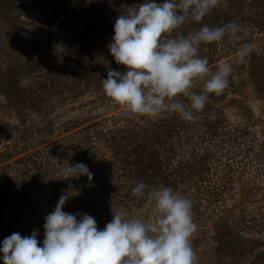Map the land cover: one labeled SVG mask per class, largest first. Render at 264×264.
<instances>
[{
  "label": "rangeland",
  "instance_id": "obj_1",
  "mask_svg": "<svg viewBox=\"0 0 264 264\" xmlns=\"http://www.w3.org/2000/svg\"><path fill=\"white\" fill-rule=\"evenodd\" d=\"M142 2L0 0V177H19L23 165L17 161L28 153L38 155L37 150L56 154L60 157L57 158L59 167H67V157L62 150L65 141L77 145L82 137L95 135L94 129L84 130L91 123H105L97 129H114L111 120L123 126L126 123H116L117 118L127 120L134 115L108 98L103 85L95 86L88 80L96 77V71L102 68L100 59L104 62L102 58H114L108 45L114 35L116 18L128 7H139ZM230 22L241 26V39L226 36L219 42L201 45L199 52L202 57L214 59L208 64L211 72L221 63L232 62L229 86L219 96L211 94L203 111L198 112L190 124L220 113L233 125L257 132L264 122V0H220L201 21L189 18L171 35L187 36L205 25L223 27ZM54 45L66 49L60 54L62 62L53 54ZM243 45L249 46L248 54L243 62L235 63ZM79 56L85 57L84 61L66 65L63 75L59 70L63 60ZM91 56H96L97 63L90 62ZM118 66V71L126 70V66ZM106 67L110 65L105 63ZM54 73H62L59 80H52ZM201 88V81L193 82L194 91L199 92ZM177 100L187 103L183 96ZM33 114L38 116V122ZM90 166L96 170L101 168V172L108 167L102 160L99 165L92 162L88 168ZM241 177V183L235 186V196H228L225 204L236 209L231 216L254 219L256 227L252 224L243 235L252 241L244 242L236 234L225 231L218 234L212 221H196V231L191 237L196 264H264V171L255 162L243 170ZM48 199H51L48 189L38 186L23 199L26 208L35 214L25 213L28 217L25 220L35 226L29 234L17 232L22 237L42 230L39 219L45 221L46 215L55 209L44 212ZM3 202V198L0 199V204ZM63 210L67 212V204ZM2 213L0 210V224ZM18 229L25 230L22 225ZM1 238L4 234L0 231V244L5 239ZM260 238L263 241H256ZM38 239L43 240L40 234Z\"/></svg>",
  "mask_w": 264,
  "mask_h": 264
},
{
  "label": "clouds",
  "instance_id": "obj_2",
  "mask_svg": "<svg viewBox=\"0 0 264 264\" xmlns=\"http://www.w3.org/2000/svg\"><path fill=\"white\" fill-rule=\"evenodd\" d=\"M220 0H143L139 7H128L114 24L108 45L121 72L108 68L103 91L127 112L156 118L175 113L193 121L203 111L209 96H219L229 86L232 62H224L211 72L208 58L199 55L200 46L223 40H239L241 26L200 28L195 33L172 36L189 18L199 22L217 7ZM54 45L60 58L66 49ZM249 51L243 45L235 63L243 62ZM202 82L199 92L193 82ZM183 96L187 103L177 100ZM212 118V116H210ZM33 119L39 118L33 114ZM64 178L92 173L84 163L61 170ZM132 195L144 199L153 214L146 219L114 211L113 218L101 230L87 213L65 212L68 195H61L55 209L46 215L44 239L38 230L22 237L13 233L0 244L3 264H196L191 237L196 231L191 199L169 187L149 188L136 183ZM79 217V219L77 218Z\"/></svg>",
  "mask_w": 264,
  "mask_h": 264
},
{
  "label": "trees",
  "instance_id": "obj_3",
  "mask_svg": "<svg viewBox=\"0 0 264 264\" xmlns=\"http://www.w3.org/2000/svg\"><path fill=\"white\" fill-rule=\"evenodd\" d=\"M91 57L90 62L97 63L96 56ZM207 58L209 63L214 60ZM84 59L80 56L66 58L59 70L64 75L66 65L81 64ZM102 59L104 62L100 59L99 64L102 68L96 71V77L88 80L95 86L102 85L103 79L107 78L105 63L111 69H119L114 58ZM62 73H54L52 80H59ZM210 116H204L202 122L192 125L175 113H165L156 118L135 114L127 120L118 117L115 122H125L123 126L114 124L115 119H107L114 129H97L105 123H91L84 130H96L94 136L82 137L77 145L65 141L62 149L67 157V166L77 163L88 166L92 162L99 165L101 160L104 166H108L103 172L99 167L96 170L90 166L91 180L87 176L64 178L61 169L66 165L59 167L57 158L60 157L56 154L50 155L44 150H37L38 155L28 153L17 161L23 165L19 169V177H0V199L4 201L0 204L3 212L1 234L4 238L19 231L29 234L35 226L25 220L28 218L26 214H35L26 208L23 201L35 186L47 188L50 192L51 199L45 201L44 212L55 208L61 195H68L67 212L90 214L101 230L112 220L113 210L124 212L126 218L146 219L153 214L152 208L146 206L144 199L132 195L135 184L143 182L150 189L169 187L191 199L194 222L212 221L218 234L225 231L236 234L244 242L252 241L243 235L245 230L252 228V224L256 227L254 219L231 216L230 213L234 215L236 209L227 207L225 203L228 196H235V186L241 183L242 172L248 165L253 166L256 162L264 171V122L260 124V130L254 132L233 125L223 114ZM197 124L199 127H194ZM143 209L145 213H138ZM39 220L42 230H38V234L44 239L45 221ZM19 225L25 230H19Z\"/></svg>",
  "mask_w": 264,
  "mask_h": 264
}]
</instances>
